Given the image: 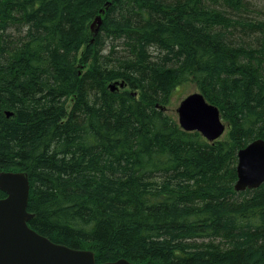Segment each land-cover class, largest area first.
I'll return each instance as SVG.
<instances>
[{
	"label": "trees",
	"instance_id": "1",
	"mask_svg": "<svg viewBox=\"0 0 264 264\" xmlns=\"http://www.w3.org/2000/svg\"><path fill=\"white\" fill-rule=\"evenodd\" d=\"M255 1L0 0V172L27 175L32 230L96 264H264V183L234 190L264 140ZM186 83L223 138L166 113Z\"/></svg>",
	"mask_w": 264,
	"mask_h": 264
},
{
	"label": "water",
	"instance_id": "2",
	"mask_svg": "<svg viewBox=\"0 0 264 264\" xmlns=\"http://www.w3.org/2000/svg\"><path fill=\"white\" fill-rule=\"evenodd\" d=\"M90 24L97 34L102 25V14ZM123 83L109 85L111 91L123 88ZM7 116L11 113L7 112ZM177 123L186 132H198L212 143L225 133L217 107L208 103L202 93L186 96L176 109ZM234 190L243 192L257 189L264 183V140L256 139L237 153ZM29 180L22 172H0V264H96L92 251L56 244L32 230L28 223ZM101 264H135L125 259Z\"/></svg>",
	"mask_w": 264,
	"mask_h": 264
},
{
	"label": "rangeland",
	"instance_id": "3",
	"mask_svg": "<svg viewBox=\"0 0 264 264\" xmlns=\"http://www.w3.org/2000/svg\"><path fill=\"white\" fill-rule=\"evenodd\" d=\"M254 16L259 14H264V1H255L253 2ZM258 11V12H257ZM198 92L196 86L193 83H186L178 87L172 94L169 104L166 107V113L170 116H173L177 119L176 109L179 106L180 102L188 95ZM223 123L228 128L226 122ZM226 128V130H227ZM226 132V131H225ZM226 133H224L225 135ZM224 135L221 137L223 138ZM220 138V139H221Z\"/></svg>",
	"mask_w": 264,
	"mask_h": 264
}]
</instances>
